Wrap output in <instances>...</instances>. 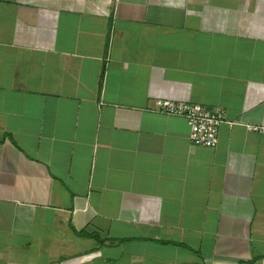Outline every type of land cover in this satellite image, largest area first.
Segmentation results:
<instances>
[{
  "label": "crops",
  "instance_id": "crops-1",
  "mask_svg": "<svg viewBox=\"0 0 264 264\" xmlns=\"http://www.w3.org/2000/svg\"><path fill=\"white\" fill-rule=\"evenodd\" d=\"M255 126L264 0H0V264H264Z\"/></svg>",
  "mask_w": 264,
  "mask_h": 264
},
{
  "label": "built area",
  "instance_id": "built-area-1",
  "mask_svg": "<svg viewBox=\"0 0 264 264\" xmlns=\"http://www.w3.org/2000/svg\"><path fill=\"white\" fill-rule=\"evenodd\" d=\"M154 110L168 115L184 116L190 126V141L206 147L217 145L220 127L227 121L225 109L188 101L158 98L155 101ZM252 128L264 132V127Z\"/></svg>",
  "mask_w": 264,
  "mask_h": 264
}]
</instances>
